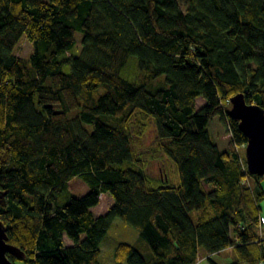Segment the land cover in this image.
Instances as JSON below:
<instances>
[{"label":"trees","instance_id":"1","mask_svg":"<svg viewBox=\"0 0 264 264\" xmlns=\"http://www.w3.org/2000/svg\"><path fill=\"white\" fill-rule=\"evenodd\" d=\"M239 91L264 107V0H0V219L26 253L9 258L102 264L118 217L139 235L117 264H196L228 246L230 264H264V175L229 114ZM75 176L90 189L65 199ZM103 193L113 204L95 214Z\"/></svg>","mask_w":264,"mask_h":264},{"label":"rangeland","instance_id":"2","mask_svg":"<svg viewBox=\"0 0 264 264\" xmlns=\"http://www.w3.org/2000/svg\"><path fill=\"white\" fill-rule=\"evenodd\" d=\"M180 4V7L185 10L187 0H177ZM32 51V43L25 37H23L20 43L17 45L15 49V53L22 57H28ZM29 69L32 75H34L33 67L29 64ZM64 70L69 71L70 67L68 65L64 66ZM47 83H51V79H47ZM206 100L199 96L197 98L196 106L200 108ZM59 106V105H57ZM155 138V129L153 125H151L148 131L145 134V140L143 142L144 146H149L150 143L154 141ZM245 146V145H244ZM246 147V146H245ZM143 149V146L140 147ZM158 162H150L149 168H153V170H149L151 174H159L158 171ZM253 180V178H252ZM261 186L264 189V178L261 179ZM90 189L88 183L81 177L75 176L68 182V191L67 193L64 192L61 196L65 199L69 198L71 195L80 196L85 194ZM113 204V198L110 194L103 193L100 197V201L97 205L92 206L91 210L95 214H100L106 212L111 205ZM196 211L192 212V216L195 217ZM260 217H261V224L257 228L259 231L261 230L264 233V199L260 201ZM139 232L138 230L133 227L132 225L126 223L121 218H115L111 228L108 230L105 238L101 244V256L100 261L102 264H117L114 259V252L117 245L120 242H129L134 243L138 239ZM65 241L72 240L65 234L64 235ZM237 260L236 253L234 251L233 246H228L221 250L220 252H214L207 255L206 251L201 248L199 251V258L196 264H230L231 262ZM240 264H259V263H249L247 261H241Z\"/></svg>","mask_w":264,"mask_h":264},{"label":"water","instance_id":"3","mask_svg":"<svg viewBox=\"0 0 264 264\" xmlns=\"http://www.w3.org/2000/svg\"><path fill=\"white\" fill-rule=\"evenodd\" d=\"M230 116L239 120V127L245 134V157L251 174L264 175V107L247 101L245 93L239 91L230 97ZM6 192L0 189V204ZM6 224L0 219V264H15L8 254L23 259L25 251L9 241Z\"/></svg>","mask_w":264,"mask_h":264},{"label":"crops","instance_id":"4","mask_svg":"<svg viewBox=\"0 0 264 264\" xmlns=\"http://www.w3.org/2000/svg\"><path fill=\"white\" fill-rule=\"evenodd\" d=\"M64 241H65V239H64ZM65 244H66V245H72V244H73V241H72V242H71V241H68V242L65 241Z\"/></svg>","mask_w":264,"mask_h":264},{"label":"bare ground","instance_id":"5","mask_svg":"<svg viewBox=\"0 0 264 264\" xmlns=\"http://www.w3.org/2000/svg\"><path fill=\"white\" fill-rule=\"evenodd\" d=\"M245 146H246V144H245ZM246 148V147H245Z\"/></svg>","mask_w":264,"mask_h":264},{"label":"built area","instance_id":"6","mask_svg":"<svg viewBox=\"0 0 264 264\" xmlns=\"http://www.w3.org/2000/svg\"><path fill=\"white\" fill-rule=\"evenodd\" d=\"M260 232H262V231H260ZM262 236V235H261Z\"/></svg>","mask_w":264,"mask_h":264}]
</instances>
